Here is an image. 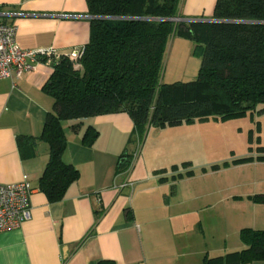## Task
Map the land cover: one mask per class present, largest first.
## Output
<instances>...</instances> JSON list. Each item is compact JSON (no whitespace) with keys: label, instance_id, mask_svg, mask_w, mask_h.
Returning <instances> with one entry per match:
<instances>
[{"label":"crops","instance_id":"1","mask_svg":"<svg viewBox=\"0 0 264 264\" xmlns=\"http://www.w3.org/2000/svg\"><path fill=\"white\" fill-rule=\"evenodd\" d=\"M215 4L180 0L178 13L187 21L212 19ZM90 18L86 0H0V22L16 26L25 50L85 46ZM51 73L38 59L21 78L0 80V183L26 175L32 188L30 218L0 232V264H204L242 249L241 229L264 230V200H254L264 198V161L237 165L248 167L232 176L234 191L218 165L192 166L189 124H181L152 128L143 155L118 171L121 155L136 150L126 112L62 122L63 160L79 177L50 202L38 184L49 160L40 137L53 109L43 89ZM90 126L97 137L88 145Z\"/></svg>","mask_w":264,"mask_h":264},{"label":"trees","instance_id":"2","mask_svg":"<svg viewBox=\"0 0 264 264\" xmlns=\"http://www.w3.org/2000/svg\"><path fill=\"white\" fill-rule=\"evenodd\" d=\"M179 1L86 0L90 37L79 67L59 53L43 88L53 99V109L40 137L49 160L38 186L50 202L61 200L79 177L78 169L63 160L65 120L126 112L133 122L132 141L141 144L151 127L264 113V0H216L214 21L183 20ZM176 32L203 46L201 63L195 80L166 84L161 81L164 55ZM96 137L90 126L83 142L91 145ZM259 151L264 153V148ZM133 153L121 155L118 171L130 167ZM256 160L264 161V154ZM240 240L242 249L204 264L264 260V230L243 228ZM98 264L116 263L105 259Z\"/></svg>","mask_w":264,"mask_h":264},{"label":"rangeland","instance_id":"3","mask_svg":"<svg viewBox=\"0 0 264 264\" xmlns=\"http://www.w3.org/2000/svg\"><path fill=\"white\" fill-rule=\"evenodd\" d=\"M202 51L201 44L176 32L166 46L161 81L172 84L195 80L199 72ZM187 124L189 127H185L184 130L192 137L191 148L187 153L192 166L218 165L223 171L222 177L226 179V186L232 187L234 191L237 182L231 179L232 176L238 171H247L246 165L237 167L242 164L237 161L244 158H252L251 161H255L258 155L264 154L259 151L261 147L264 148V113L254 111L228 119L219 117L195 119ZM154 132L151 127L141 142V155L144 153L143 146L146 140L151 138Z\"/></svg>","mask_w":264,"mask_h":264},{"label":"built area","instance_id":"4","mask_svg":"<svg viewBox=\"0 0 264 264\" xmlns=\"http://www.w3.org/2000/svg\"><path fill=\"white\" fill-rule=\"evenodd\" d=\"M84 53V46L73 48L65 54L75 67ZM59 57L53 48L21 49L16 43V26L0 22V80H17L25 71L32 69L38 59L49 64ZM140 143H136L134 157L140 156ZM124 186V185H122ZM32 193L28 177L24 175L18 182L0 183V232L16 229L30 218V195Z\"/></svg>","mask_w":264,"mask_h":264},{"label":"water","instance_id":"5","mask_svg":"<svg viewBox=\"0 0 264 264\" xmlns=\"http://www.w3.org/2000/svg\"><path fill=\"white\" fill-rule=\"evenodd\" d=\"M170 20H179V17L177 18H172ZM200 20H203V21H214V19H200Z\"/></svg>","mask_w":264,"mask_h":264}]
</instances>
